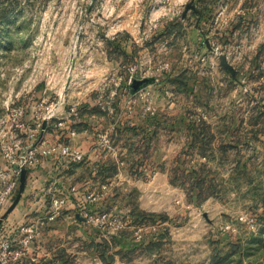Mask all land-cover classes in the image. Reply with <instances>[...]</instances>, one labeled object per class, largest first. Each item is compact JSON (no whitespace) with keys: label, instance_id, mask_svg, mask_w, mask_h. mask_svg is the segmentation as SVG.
<instances>
[{"label":"rangeland","instance_id":"obj_1","mask_svg":"<svg viewBox=\"0 0 264 264\" xmlns=\"http://www.w3.org/2000/svg\"><path fill=\"white\" fill-rule=\"evenodd\" d=\"M31 133L85 160L27 175L67 203L21 261L264 264V0H0L2 159Z\"/></svg>","mask_w":264,"mask_h":264},{"label":"built area","instance_id":"obj_2","mask_svg":"<svg viewBox=\"0 0 264 264\" xmlns=\"http://www.w3.org/2000/svg\"><path fill=\"white\" fill-rule=\"evenodd\" d=\"M49 113L46 117L47 122L51 121L55 115L54 112ZM24 115L23 109L15 110L12 113V121L16 122L17 127L26 126L22 122ZM18 119L22 120L18 121ZM47 126L49 125L45 124L41 131L45 132ZM55 126L63 130L66 127V123L58 122L55 123ZM39 127L37 126L38 129ZM30 139L31 144L25 147L22 146V141L20 140L2 147V156L5 163L4 165H0V220L6 213L10 201H12L17 192L23 170H27L29 174L38 165L40 157H52L58 153V156L65 161V164L85 160L84 152L76 150L71 144L59 142L56 145H51L44 137L40 140L34 133L30 134ZM66 203L67 198H54L47 211L49 218L55 219L61 215ZM82 216L87 220H93L92 218L89 219V214L86 212L82 213ZM240 219L243 221L244 216ZM17 233L23 236L21 245L17 248L12 245L9 239L4 238L0 240V264H18L22 259L25 249L41 234L38 228L30 225H23Z\"/></svg>","mask_w":264,"mask_h":264},{"label":"crops","instance_id":"obj_3","mask_svg":"<svg viewBox=\"0 0 264 264\" xmlns=\"http://www.w3.org/2000/svg\"><path fill=\"white\" fill-rule=\"evenodd\" d=\"M256 14L254 13V16ZM257 16V15H256ZM34 107V105L32 106ZM83 121V120H82ZM108 141V140H107ZM110 141V140H109ZM100 143V142H99ZM0 162L3 163V159L0 155ZM22 204L23 202L20 201L17 205V207L10 213V214L4 219V221L2 222V224L0 225V240H3L4 238L6 239H9L10 241H12V245L14 247H19L21 245V239H22V235L17 233L16 235L13 236V239L11 240L10 236L13 235L14 231L19 229L23 226V225H30L32 227H36V228H39V225L42 224V226H44L45 224L49 225V224H52L55 219H50L49 216L47 215V213L45 214L46 216H43V217H38L36 219H30L28 218V220H26V218L24 219L25 216L21 215L22 213L21 210H22ZM42 207H45V204L42 206ZM83 207V206H82ZM81 207V208H82ZM85 207V206H84ZM44 209V208H43ZM19 211V212H18ZM15 215V216H14ZM18 215L20 216V218H16L18 217ZM75 218L76 220L81 223V224H84L85 220H83L82 217H79V215L76 213L75 215ZM22 220V221H20ZM29 221V223H28ZM35 223V225H34ZM18 224V225H17ZM15 228V229H14ZM17 231V232H18ZM43 231V230H42ZM44 232V231H43ZM15 234V233H14ZM29 250L28 254H30V247L27 249V251ZM27 253L25 254L28 255ZM39 255L38 254H34V256H32L30 254V256L28 257H25V261H21L19 262L18 264H37L38 263V257ZM49 259H45L44 261H48Z\"/></svg>","mask_w":264,"mask_h":264},{"label":"water","instance_id":"obj_4","mask_svg":"<svg viewBox=\"0 0 264 264\" xmlns=\"http://www.w3.org/2000/svg\"><path fill=\"white\" fill-rule=\"evenodd\" d=\"M27 175H28V171L23 170L22 175H21V179H20V188H19V191L17 193V196L15 197L13 204L8 208V210L6 211V213L4 214L2 219L0 220V225L2 224L4 219L17 207L18 203L21 201L23 193H24L25 188H26Z\"/></svg>","mask_w":264,"mask_h":264}]
</instances>
